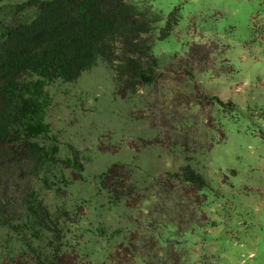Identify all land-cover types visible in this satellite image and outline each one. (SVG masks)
I'll return each instance as SVG.
<instances>
[{"label":"rangeland","instance_id":"1","mask_svg":"<svg viewBox=\"0 0 264 264\" xmlns=\"http://www.w3.org/2000/svg\"><path fill=\"white\" fill-rule=\"evenodd\" d=\"M127 1L156 19L150 83L121 90L104 60L74 82L29 77L36 140L60 148L40 189L70 213L64 264H264V0ZM189 162L205 188L175 176ZM104 179L132 194L113 200ZM49 240L0 224V264L48 262Z\"/></svg>","mask_w":264,"mask_h":264},{"label":"trees","instance_id":"2","mask_svg":"<svg viewBox=\"0 0 264 264\" xmlns=\"http://www.w3.org/2000/svg\"><path fill=\"white\" fill-rule=\"evenodd\" d=\"M8 1L0 0V224L46 233L51 252L43 264H64L63 216L70 213L52 210L40 189L60 148L36 140L48 132L46 103L42 81L29 77L74 82L104 60L118 88L130 93L137 82L152 81L157 61L144 60L153 53L144 34L156 19L127 0H26L10 8L2 4ZM113 167L103 178L122 184ZM175 176L198 189L208 184L191 162ZM102 183L113 200L132 194Z\"/></svg>","mask_w":264,"mask_h":264}]
</instances>
